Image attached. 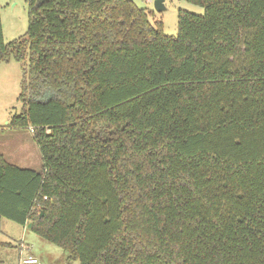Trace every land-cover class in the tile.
<instances>
[{
	"label": "trees",
	"instance_id": "trees-1",
	"mask_svg": "<svg viewBox=\"0 0 264 264\" xmlns=\"http://www.w3.org/2000/svg\"><path fill=\"white\" fill-rule=\"evenodd\" d=\"M188 1L167 34L134 0H26L10 41L0 4L7 126L42 157L0 151V215L82 264H264V0Z\"/></svg>",
	"mask_w": 264,
	"mask_h": 264
},
{
	"label": "rangeland",
	"instance_id": "rangeland-1",
	"mask_svg": "<svg viewBox=\"0 0 264 264\" xmlns=\"http://www.w3.org/2000/svg\"><path fill=\"white\" fill-rule=\"evenodd\" d=\"M134 1L149 10L151 20L163 21V30L167 34H176L178 31L179 9L199 14L204 12V7L188 0H165L166 9L163 11L154 8V1ZM0 4L5 40L10 41L24 34L29 22L26 0H0ZM22 75L23 66L20 61L12 58L10 61L0 62V141L3 143L2 149L6 156L14 163L38 169L42 164V159L39 160L41 153L29 131L7 126L12 116L21 110L22 102L18 97ZM23 153L30 155V159L23 158ZM21 240L28 248H20ZM21 249L24 256L31 254L38 259V263L35 264H82L79 258L71 256L65 248L40 235L30 226L23 228L21 223L0 215L1 264H18Z\"/></svg>",
	"mask_w": 264,
	"mask_h": 264
},
{
	"label": "built area",
	"instance_id": "built-area-1",
	"mask_svg": "<svg viewBox=\"0 0 264 264\" xmlns=\"http://www.w3.org/2000/svg\"><path fill=\"white\" fill-rule=\"evenodd\" d=\"M146 1L147 2H153L154 0H146ZM30 130L32 131L33 128L31 127ZM27 224H28V222L26 221V223L23 225V227L26 228ZM23 247L28 248L27 245L21 240L20 241V248H23ZM35 263H38V259L31 254L28 256H24V251H23V249H21L18 264H35Z\"/></svg>",
	"mask_w": 264,
	"mask_h": 264
},
{
	"label": "crops",
	"instance_id": "crops-1",
	"mask_svg": "<svg viewBox=\"0 0 264 264\" xmlns=\"http://www.w3.org/2000/svg\"><path fill=\"white\" fill-rule=\"evenodd\" d=\"M28 131H29V133L31 134V137L33 138V136H32V133H31V131L29 130V129H27ZM26 140H28V138L26 139ZM30 141V140H29ZM33 141H34V143H35V140L33 139ZM32 142V141H31ZM3 143L0 141V151L4 154V156L5 157H7L6 159L9 161V162H12V163H14V161L13 160H11V159H9V157L8 156H6L7 154H6V152L2 149V145ZM36 144V143H35ZM36 147V146H35ZM27 149V148H26ZM23 158H25V159H30V155H28V154H25V153H23V156H22ZM40 159H42V157H41V155H40V158H39V160ZM15 164H17V163H15ZM17 165H19V164H17ZM19 166H23V165H19ZM24 228V227H23Z\"/></svg>",
	"mask_w": 264,
	"mask_h": 264
},
{
	"label": "water",
	"instance_id": "water-1",
	"mask_svg": "<svg viewBox=\"0 0 264 264\" xmlns=\"http://www.w3.org/2000/svg\"><path fill=\"white\" fill-rule=\"evenodd\" d=\"M165 0H154V8L157 10V11H163L166 9V6H165V3H164Z\"/></svg>",
	"mask_w": 264,
	"mask_h": 264
}]
</instances>
